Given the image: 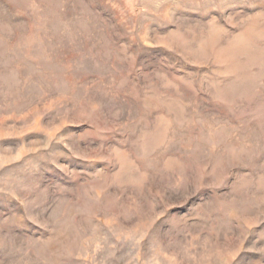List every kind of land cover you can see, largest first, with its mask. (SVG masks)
<instances>
[{
    "label": "rangeland",
    "instance_id": "rangeland-1",
    "mask_svg": "<svg viewBox=\"0 0 264 264\" xmlns=\"http://www.w3.org/2000/svg\"><path fill=\"white\" fill-rule=\"evenodd\" d=\"M0 264H264V0H0Z\"/></svg>",
    "mask_w": 264,
    "mask_h": 264
}]
</instances>
